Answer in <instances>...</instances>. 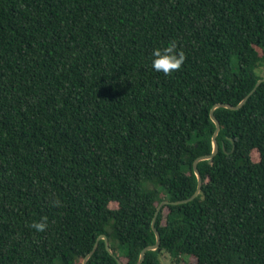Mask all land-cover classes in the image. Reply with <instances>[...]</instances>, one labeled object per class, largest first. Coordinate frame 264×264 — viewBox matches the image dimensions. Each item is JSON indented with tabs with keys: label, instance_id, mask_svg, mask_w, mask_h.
<instances>
[{
	"label": "trees",
	"instance_id": "trees-1",
	"mask_svg": "<svg viewBox=\"0 0 264 264\" xmlns=\"http://www.w3.org/2000/svg\"><path fill=\"white\" fill-rule=\"evenodd\" d=\"M262 68L264 0H0V264H264V81L171 203Z\"/></svg>",
	"mask_w": 264,
	"mask_h": 264
},
{
	"label": "water",
	"instance_id": "water-1",
	"mask_svg": "<svg viewBox=\"0 0 264 264\" xmlns=\"http://www.w3.org/2000/svg\"><path fill=\"white\" fill-rule=\"evenodd\" d=\"M262 81H264V77L259 78V79L256 81L254 87L251 89V91H249V93H247V94L244 96V98H243L240 102H238L236 105H232V104H228V103H216V104H214V105L211 107V109H210V118H211V120L215 123V130H214V132H213V134H212V150H211L210 154H206V155L198 156V157L193 161V164H192L193 172H194V174L196 175V178H197V187H196V190L194 191V193H193L191 196H189V197H187V198H184V199L171 201V203H173V204H177V203L186 202V201H189V200L193 199V198L198 194V192H199V190H200V187H201L202 178H201V176H200V173H199L198 168H197V165H196V164H197V161H199V160H201V159H209V158H211V157L217 152V150H218V144H217V141H216L215 137H216V135H217V132H218L220 126H219V122H218V120L216 119V117H215V115H214V113H213V109H214L215 107H227V108H230V109H236V108L240 107V106L244 103V101L248 98V96L253 92V90L255 89V87H256L260 82H262ZM166 203H168V200H162V201L158 204V206L156 207V211H155V213H154V216L152 217V220H151V228H152V230H153V232H154V234H155V243L152 244V245H147V246H145V247L142 248V250L140 251L139 259H138V261H137L136 264H139V263L142 261V259H143V257H144V253H145L146 250H153V249H156V248L158 247L159 243H160V234H159V231L157 230V228L155 227V218H156V215H157L158 210L160 209L161 205H162V204H166ZM100 239H104V243H105V248H106V250H107L110 254L114 255L113 252H112L111 249H110V246H109V242H108V238H107V236H106L105 234L102 233V234H100V235L96 238V241H95V243H94L92 249H91V250H90V251L84 256V258L82 259L81 264H86V261H87L88 257L92 255V253H93V251L96 249L97 244H98V241H99ZM116 260H117L118 264H123V262H122L118 257H116Z\"/></svg>",
	"mask_w": 264,
	"mask_h": 264
},
{
	"label": "clouds",
	"instance_id": "clouds-1",
	"mask_svg": "<svg viewBox=\"0 0 264 264\" xmlns=\"http://www.w3.org/2000/svg\"><path fill=\"white\" fill-rule=\"evenodd\" d=\"M152 56V68L156 71H162L165 75H171L178 71L186 59L185 53L178 50L175 40L170 41L162 48H155ZM31 227L37 232L44 231L47 228V217H41L39 222L33 221Z\"/></svg>",
	"mask_w": 264,
	"mask_h": 264
},
{
	"label": "rangeland",
	"instance_id": "rangeland-1",
	"mask_svg": "<svg viewBox=\"0 0 264 264\" xmlns=\"http://www.w3.org/2000/svg\"><path fill=\"white\" fill-rule=\"evenodd\" d=\"M258 72H259V74H260L262 77H264V68H262V70H261V71H258ZM160 258H161V261H162L163 264H186L187 259H188V258L186 259V257H184L181 261H179V263H175V262L169 257V255H168L167 253H165V252H163V253L161 254ZM191 261L193 262L194 260L192 259Z\"/></svg>",
	"mask_w": 264,
	"mask_h": 264
}]
</instances>
